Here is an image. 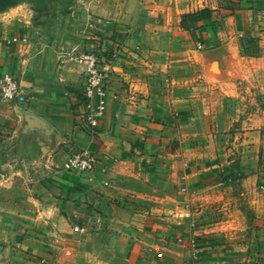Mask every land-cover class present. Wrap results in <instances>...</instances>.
I'll use <instances>...</instances> for the list:
<instances>
[{
  "label": "crops",
  "instance_id": "crops-1",
  "mask_svg": "<svg viewBox=\"0 0 264 264\" xmlns=\"http://www.w3.org/2000/svg\"><path fill=\"white\" fill-rule=\"evenodd\" d=\"M224 3L76 0L67 24L48 29L0 11V74L17 76L31 97L0 95V264H194L192 237L201 264L248 261L251 242L261 255L264 172L241 176L188 143L208 129L202 85L232 80L207 76L222 64L196 58L226 51L237 35L264 45V0ZM201 9L211 15L182 26ZM99 18L103 50L116 56L93 136L81 128L85 65L75 57L94 48L87 26ZM85 149L93 168H65ZM249 208L256 226L237 215Z\"/></svg>",
  "mask_w": 264,
  "mask_h": 264
},
{
  "label": "rangeland",
  "instance_id": "rangeland-1",
  "mask_svg": "<svg viewBox=\"0 0 264 264\" xmlns=\"http://www.w3.org/2000/svg\"><path fill=\"white\" fill-rule=\"evenodd\" d=\"M75 4L76 0H0V11L14 9L27 14L41 29H48L64 27L76 12ZM102 26H87L86 41L95 45L91 51L112 56L114 52L103 50V40L108 36L100 32ZM258 29L261 33L264 31V28ZM110 39L116 42L111 36ZM260 40L261 36L237 35L232 43H228L226 51L203 52L196 58L206 64H222L219 68H205L207 76L218 72L232 80L227 84L208 80L202 85L200 91L204 98L200 108L207 112L208 129L204 134L197 133L198 137L188 143H197L201 154L211 156L215 162L227 160L224 163L231 169L237 168L241 176L264 172V45L260 46ZM195 125L198 128L197 123ZM225 212L222 214H230ZM240 214H237L240 220L245 216L252 226H256L252 208L248 215ZM234 238L243 240L236 234ZM251 246L252 242L247 251L250 259L241 264H264V247L258 256Z\"/></svg>",
  "mask_w": 264,
  "mask_h": 264
},
{
  "label": "built area",
  "instance_id": "built-area-1",
  "mask_svg": "<svg viewBox=\"0 0 264 264\" xmlns=\"http://www.w3.org/2000/svg\"><path fill=\"white\" fill-rule=\"evenodd\" d=\"M105 19L99 18L97 24L104 25ZM116 54L108 58H112ZM98 51H87L75 57V60L85 65L84 95L80 107L81 128L91 135H97L100 128V120L107 108V84L110 77L111 62ZM0 95L3 101L26 104L30 101V95L23 89L21 80L11 72L0 74ZM94 159L88 150H82L73 154L65 164V168L91 169ZM76 230L79 228L76 227ZM182 240V239H181ZM194 256V264H201L200 246L195 237L190 239ZM163 256L162 252L158 253Z\"/></svg>",
  "mask_w": 264,
  "mask_h": 264
},
{
  "label": "trees",
  "instance_id": "trees-1",
  "mask_svg": "<svg viewBox=\"0 0 264 264\" xmlns=\"http://www.w3.org/2000/svg\"><path fill=\"white\" fill-rule=\"evenodd\" d=\"M234 2H236V0H226V3L224 4L227 5L229 8H233ZM210 15L211 13L209 9H201L195 12L186 13L182 18V26H185L187 21L196 22L200 19L207 18Z\"/></svg>",
  "mask_w": 264,
  "mask_h": 264
}]
</instances>
